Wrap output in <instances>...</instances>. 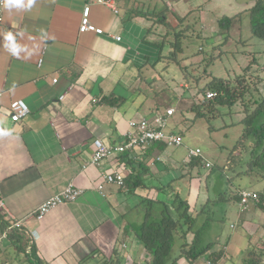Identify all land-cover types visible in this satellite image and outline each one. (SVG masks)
<instances>
[{"label":"crops","instance_id":"0c3cea01","mask_svg":"<svg viewBox=\"0 0 264 264\" xmlns=\"http://www.w3.org/2000/svg\"><path fill=\"white\" fill-rule=\"evenodd\" d=\"M211 1L117 0V13L95 0H36L29 11L3 8L0 33L23 31L18 42L32 54L16 58L0 46V127L13 129L11 136L0 137V236L16 221L20 222L15 232L23 236L17 237L21 242L7 236L2 239L0 264H10L18 252L27 264H82L81 259L92 251L107 257L115 247L124 261L142 264L146 251L135 230L148 207L155 217L163 203L170 204L175 213L171 206L175 198L186 200L189 214L195 216L186 236L187 240L190 235V242L205 223L210 204L216 202L217 194L207 183L212 171L206 170V155L187 159L191 147L182 151L183 143L169 149L153 142L138 150L136 157L120 154L99 164L92 163L91 157L94 139L108 145L119 143L130 120L152 118L174 107L169 119L176 121L175 115L178 120L185 117L191 97L200 100L195 89L200 78L196 80L187 69L176 82L167 76L170 66L161 55L172 47L163 54L156 38L157 19L150 13L167 7L164 14L171 12L177 20H187L193 10L200 27L187 23L186 28L209 37ZM214 1L218 11L220 7L225 12L246 9V4L236 0ZM85 3H90V22L101 27L103 34L78 31ZM181 52L182 62L188 58L191 64L192 54ZM53 78H57L55 83ZM15 99H22L29 110L17 122L11 120L8 108ZM178 120L166 131L182 135ZM118 165L124 172L123 185L104 183L98 190L102 174ZM70 185L80 188V195L37 220L33 214L37 207ZM250 189L264 191V181L261 187ZM246 212L241 219L247 226L255 216L259 218L248 242L263 239L264 211L254 203ZM240 238L239 232L235 243ZM180 241L177 237L173 257L179 253ZM19 242L22 248L15 250ZM207 259L204 264L211 262Z\"/></svg>","mask_w":264,"mask_h":264},{"label":"rangeland","instance_id":"374dc122","mask_svg":"<svg viewBox=\"0 0 264 264\" xmlns=\"http://www.w3.org/2000/svg\"><path fill=\"white\" fill-rule=\"evenodd\" d=\"M250 1L251 0H236V2L240 4H246L245 8H249L252 5ZM194 2L195 0H190L189 3L193 4ZM215 3L216 1L212 0L210 6L212 14L210 32H212V36L204 37L202 34H193L190 29L187 30V23L192 24V27L195 28L200 27L198 19L194 16L195 12L193 10L187 15V20L182 18H178L177 20L171 12L164 14L163 12H166L167 9V7H164L161 9L163 14L161 15L162 19L159 21L163 25L158 21L156 22V24H158L156 27V38L160 44L164 43L161 47L163 48V54H166L170 49L169 41L175 40L176 33L174 30L182 29V32H185V34L181 36L180 46L183 47V52L185 54H192L193 62L190 64L191 61L188 58L186 61L182 62L184 58H181L182 54L180 53L179 56L181 60L179 64L174 62L169 63L170 68L167 70V76L172 75L171 77L174 78V82L180 79L179 74L182 75L181 66L186 65V71L200 78V83L197 85L199 88L209 84L213 77L229 79L233 84L232 86L236 94H238L242 88L248 86L249 93L237 99L232 106L220 103L212 105L201 103L204 104V107L199 108V112H201L202 115L194 117V114L198 110V107L194 105H196V103L198 104L199 101L191 97L187 102V107H185L187 111L185 112V117L178 120L177 115H175V118L179 121L177 126L181 127L179 132L182 134L183 139V144L180 146V149L183 151L185 146H189V148L198 147L201 153L208 157L211 166L208 169L206 168V170L212 172L207 177V183L209 187H211V190L217 194L216 199L218 198L216 202L210 204L209 211L205 212L206 219L208 218L209 222L201 234L202 236L204 234V239L213 241L215 244L210 251L217 253L222 250V256L214 262L211 259H207L208 253H206L198 257L192 264H204L206 263V259L215 264H243L242 259L246 255V251L249 247L251 245L260 246L264 238L262 239L261 236L259 237L260 240L254 238L250 243L248 242L249 239L247 240V238L252 236V233H255L257 220L259 218L255 216L252 224L248 226L244 224L241 218L247 213L246 211H248V208L243 209L239 202L233 197V193L239 188H259L262 186L264 179L256 175L241 174L234 176V172L222 170V166L228 151L241 132V124L237 123L243 116L241 100L245 99V105L250 107L251 104L249 100H247L248 97L257 98L262 94L261 92L264 94V42L251 34L249 10H230L229 12H225L222 11L220 7L218 11L214 7ZM238 12L240 13L237 15ZM223 15L234 16L230 28L227 30L220 28L217 23L218 19ZM163 17L166 19L163 20ZM174 25L176 26L173 27ZM167 28H169V31ZM167 31V39L165 41L162 35ZM176 43L177 42L174 41L175 45ZM162 74L165 75L166 71H163ZM256 75L259 76V79H262L257 84H255L258 80V76ZM171 83L174 84L173 82ZM172 84H170V86H172ZM159 87L157 88L159 89ZM207 90L208 88L205 89V91ZM168 93L169 92L164 94V96ZM179 109L181 113L182 109ZM177 120L175 121L174 117L172 120L169 119L167 125L163 127V130L166 131L172 128V125H175ZM219 127L223 128L220 129ZM211 128L213 129L211 130ZM171 148L174 147L169 146V149ZM203 168L204 167L200 168L201 175L205 172ZM220 196H222V198L224 196L225 200H219ZM253 204L254 203H252V205ZM135 211L139 213L138 210ZM153 217L157 219L160 218L159 215ZM239 232L241 238L239 240L237 239L235 243L234 240H236V236L239 235ZM178 235L179 233H177V237ZM242 235L245 236L243 237ZM189 239L190 235L187 240ZM227 242L229 246H227ZM176 248L177 245L175 249ZM111 255L112 254L107 257L106 255H100V257L104 256L105 258H110ZM14 256L16 258L14 257L13 260L10 261V264H17L19 262L21 264H27L23 253L18 252ZM121 258L122 257L119 255V259ZM181 260V264H190V262H186L184 259ZM126 263H131V260L128 259V261H124L122 259L119 262V264Z\"/></svg>","mask_w":264,"mask_h":264},{"label":"trees","instance_id":"16d2710c","mask_svg":"<svg viewBox=\"0 0 264 264\" xmlns=\"http://www.w3.org/2000/svg\"><path fill=\"white\" fill-rule=\"evenodd\" d=\"M245 10H249L251 34L264 42V0H255L253 5ZM239 13L240 12H238L237 15ZM162 14L163 13L161 11L150 13V15L156 16L158 22L162 19ZM233 17L234 16L223 15L217 21L218 26L220 28H224V30L229 29ZM181 18L184 19L183 17ZM165 19L166 18L163 17V20ZM175 26L176 25L173 27ZM167 29L169 31V28ZM168 31L162 35V38L165 41L167 39ZM174 32L176 33L174 40L177 42L176 45L174 44V41H169V45L172 48L166 55H161V57L164 56L167 59V63L176 62L179 64L182 58H180L179 54L183 49L182 46H180V41L181 36H183L185 32H182V29L174 30ZM162 44L164 45V43ZM181 68L185 71L186 65L181 66ZM257 78L258 80L255 84L262 80L259 79V76ZM198 79L199 77L196 76V80ZM210 81L209 84L202 88L195 87L197 91L196 94L200 96V100L198 104L196 103V105H194L195 107H198L194 117L202 115L201 112H199V108L204 107V104L201 103H206L205 105L220 103L232 106L237 99L249 93L248 86H246L242 88L238 94H236L232 86L233 84L229 81V79L213 77ZM191 83L192 81H190V85ZM207 88L208 90L214 91L216 94L211 99H202L201 96L204 95L205 89ZM261 93L262 94H260L257 98H247L251 104L250 107L245 105V99L241 100L243 116L237 122L241 124V132L231 149L228 151L222 166V170L234 172V176L246 174L256 175L264 179V94L263 92ZM118 100L119 99H117V101ZM242 189L244 188L235 191L233 193V197H238L237 199L239 200V191ZM255 191L259 195V201L255 204H258L264 211V191ZM172 204H174L171 206H174L175 213L170 210V204L163 203L162 206H159V213L157 214L160 218L158 219L153 217V209L148 207L142 223L135 230L138 242L146 251L147 257L143 260V264H181L179 263L181 259H184L186 262L188 261L192 264L198 257L206 253H208V258L214 262L221 258L223 251L220 250L217 253L210 251L214 245L213 241H204L201 234L209 222L208 218L205 223H203L202 227L193 233L190 242H188L186 240V236L188 232H191L193 229L195 216L189 214L186 200L175 198ZM0 216L2 215L0 214ZM0 225H2V223H0ZM177 233H179L178 240L181 241L179 244V253L176 257H173L172 250L175 245ZM7 237L17 239V237L22 238L23 236L16 234L15 229L13 228L7 233ZM20 238L17 239V241H20ZM20 242L19 244L14 245L15 250H20L22 248ZM111 254L110 258H105L104 256L103 258L100 257L99 251H92L90 254L82 258L81 262L82 264H119L122 258L119 259L120 253L117 250V247L113 249ZM96 255L97 258L94 257ZM242 263L264 264V240L261 241L260 246L251 245L249 247L246 251V255L242 259ZM132 264L137 263L132 262Z\"/></svg>","mask_w":264,"mask_h":264},{"label":"built area","instance_id":"2783aa9c","mask_svg":"<svg viewBox=\"0 0 264 264\" xmlns=\"http://www.w3.org/2000/svg\"><path fill=\"white\" fill-rule=\"evenodd\" d=\"M97 3L110 8L115 13L118 12L117 0H95ZM2 10L0 6V22L2 21ZM90 3H85L82 9L80 23L78 27L79 32H92L98 35L104 33L101 27L95 26L89 20ZM115 40H120L121 37L112 35ZM41 62V59H40ZM57 78H53L52 82L55 83ZM215 92L207 90L202 99H211L215 96ZM1 96V92H0ZM64 94L60 95V99H63ZM9 115L12 121L17 122L22 117L26 116L29 112L27 104L22 99H15L9 103ZM174 107H168L163 113L156 112L152 118L142 117L138 120L129 121V129L124 133L123 139L119 143L113 145L105 144L100 139H94L95 150L91 157V162L99 164L105 158L117 156L120 154H126L130 157H136L137 151L145 148L153 142H162L166 146L177 147L183 143L182 135L171 131L163 130L168 123L169 117L174 114ZM189 158H202L201 150L191 148L188 150L187 159ZM206 167H210L211 164L206 161ZM101 182L96 186L98 190H102L104 183H114L122 186L124 183V172L121 166H114L112 169L104 172L101 176ZM81 193V189L73 186H66L61 191L49 196L45 199L33 213L37 220L43 219V217L55 207L74 201ZM239 204L243 209H247L252 203L259 201L258 193L253 189H242L239 191ZM3 206V202L0 199V207ZM19 222L16 221L13 224L8 225L7 230L0 236V243L3 238L7 236L10 229L19 227ZM8 264V263H4ZM208 264H214L208 262Z\"/></svg>","mask_w":264,"mask_h":264},{"label":"clouds","instance_id":"9594fccd","mask_svg":"<svg viewBox=\"0 0 264 264\" xmlns=\"http://www.w3.org/2000/svg\"><path fill=\"white\" fill-rule=\"evenodd\" d=\"M36 0H0V6L5 10H24L29 11L32 9ZM24 32L7 30L0 33V46H2L12 57L19 58L23 53L25 57L32 54L31 50L18 42V38H23ZM13 134V129L9 127H0V137H8Z\"/></svg>","mask_w":264,"mask_h":264}]
</instances>
